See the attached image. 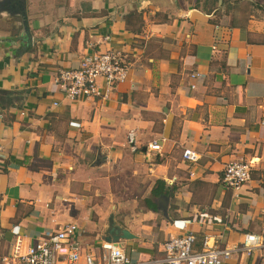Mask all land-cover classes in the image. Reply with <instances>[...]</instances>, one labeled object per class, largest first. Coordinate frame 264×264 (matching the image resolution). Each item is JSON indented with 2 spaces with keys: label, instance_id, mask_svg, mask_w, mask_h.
Wrapping results in <instances>:
<instances>
[{
  "label": "crops",
  "instance_id": "crops-1",
  "mask_svg": "<svg viewBox=\"0 0 264 264\" xmlns=\"http://www.w3.org/2000/svg\"><path fill=\"white\" fill-rule=\"evenodd\" d=\"M252 1L0 0V256L62 223L77 226L80 257L95 255L112 224L133 264L187 229L195 247L259 234L223 264H264V7L235 10ZM102 48L126 53L125 78L105 97L66 99L56 70ZM230 159L250 163L237 190L221 182Z\"/></svg>",
  "mask_w": 264,
  "mask_h": 264
},
{
  "label": "built area",
  "instance_id": "built-area-1",
  "mask_svg": "<svg viewBox=\"0 0 264 264\" xmlns=\"http://www.w3.org/2000/svg\"><path fill=\"white\" fill-rule=\"evenodd\" d=\"M107 40V36L103 35ZM126 53L117 48H102L83 54L73 67H60L56 70L53 84L68 100L80 97H105L112 85L121 82L129 69ZM99 81L102 88H98ZM132 131L127 133L128 143L132 142ZM150 149H158L159 144L152 141ZM182 160L193 163L197 160L196 151L185 147L180 153ZM250 163L241 159L227 160L222 165L221 182L233 190L239 189L250 178ZM259 211L264 213V195L260 196ZM184 227V224H182ZM78 229L74 223H62L53 230L43 231L33 242L19 246L16 236L8 255L0 256V264H56L55 255L61 248L64 264H133L123 250L112 242L103 240L99 243L97 254L78 253L75 240ZM262 245L259 234L243 233L240 240L229 246H220L209 235L199 239V246H194V234L190 229L182 233L165 237L160 244V256L138 264H223L231 252L247 254ZM81 263H79L80 258Z\"/></svg>",
  "mask_w": 264,
  "mask_h": 264
},
{
  "label": "trees",
  "instance_id": "trees-1",
  "mask_svg": "<svg viewBox=\"0 0 264 264\" xmlns=\"http://www.w3.org/2000/svg\"><path fill=\"white\" fill-rule=\"evenodd\" d=\"M10 96V92L0 90V101H7V97ZM7 104V103H6ZM154 184L158 185L157 188L151 189V197L157 196L160 192H163V182L161 180H155ZM143 204H145L149 208H154V204L148 199V197H144L142 199Z\"/></svg>",
  "mask_w": 264,
  "mask_h": 264
},
{
  "label": "water",
  "instance_id": "water-1",
  "mask_svg": "<svg viewBox=\"0 0 264 264\" xmlns=\"http://www.w3.org/2000/svg\"><path fill=\"white\" fill-rule=\"evenodd\" d=\"M15 5L16 7H20L21 8V0H15ZM22 9V8H21ZM23 18H24V14H23V10H21ZM160 196H164V195H160ZM130 235L127 233V231L125 229H117L115 226H110L109 230H108V235L104 237V239L106 241L112 242L114 244H116V241L119 238H123V237H129Z\"/></svg>",
  "mask_w": 264,
  "mask_h": 264
},
{
  "label": "rangeland",
  "instance_id": "rangeland-1",
  "mask_svg": "<svg viewBox=\"0 0 264 264\" xmlns=\"http://www.w3.org/2000/svg\"><path fill=\"white\" fill-rule=\"evenodd\" d=\"M252 2H255V5H252V4L251 5L249 4L235 5V10H239L240 13H243V14L244 13L249 14V13L254 12L255 16H262V10H260V8L264 7V0H253Z\"/></svg>",
  "mask_w": 264,
  "mask_h": 264
}]
</instances>
